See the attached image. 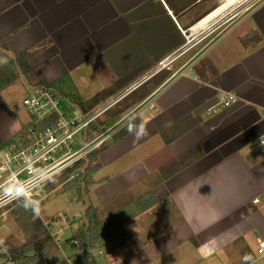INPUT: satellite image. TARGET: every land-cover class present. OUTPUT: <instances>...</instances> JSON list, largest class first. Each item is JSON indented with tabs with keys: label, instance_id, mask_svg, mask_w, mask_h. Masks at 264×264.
Listing matches in <instances>:
<instances>
[{
	"label": "crops",
	"instance_id": "crops-1",
	"mask_svg": "<svg viewBox=\"0 0 264 264\" xmlns=\"http://www.w3.org/2000/svg\"><path fill=\"white\" fill-rule=\"evenodd\" d=\"M11 2L13 5L0 13V68L15 56L14 0ZM11 85L0 91V146L17 143V111L9 95L16 89Z\"/></svg>",
	"mask_w": 264,
	"mask_h": 264
},
{
	"label": "clouds",
	"instance_id": "clouds-1",
	"mask_svg": "<svg viewBox=\"0 0 264 264\" xmlns=\"http://www.w3.org/2000/svg\"><path fill=\"white\" fill-rule=\"evenodd\" d=\"M147 123L148 121L142 118L141 113L131 110L122 120L121 126L139 140L148 134ZM47 179H51V177ZM30 192L31 189L27 188L23 182L20 184L6 183L5 185H0V206L13 200L22 201V206L25 209H30L36 215H39L38 202L31 198Z\"/></svg>",
	"mask_w": 264,
	"mask_h": 264
},
{
	"label": "built area",
	"instance_id": "built-area-1",
	"mask_svg": "<svg viewBox=\"0 0 264 264\" xmlns=\"http://www.w3.org/2000/svg\"><path fill=\"white\" fill-rule=\"evenodd\" d=\"M18 184L17 143L0 146V185ZM19 207V201L13 200L0 206V222H7L9 213Z\"/></svg>",
	"mask_w": 264,
	"mask_h": 264
},
{
	"label": "rangeland",
	"instance_id": "rangeland-1",
	"mask_svg": "<svg viewBox=\"0 0 264 264\" xmlns=\"http://www.w3.org/2000/svg\"><path fill=\"white\" fill-rule=\"evenodd\" d=\"M12 85L11 88L13 90L16 89V84ZM6 94L7 92L5 93V96ZM9 95L12 97V105H14V108L16 109V91H9ZM9 248H20L18 207H16L9 213L7 222H0V264H17L8 259L6 253Z\"/></svg>",
	"mask_w": 264,
	"mask_h": 264
},
{
	"label": "trees",
	"instance_id": "trees-1",
	"mask_svg": "<svg viewBox=\"0 0 264 264\" xmlns=\"http://www.w3.org/2000/svg\"><path fill=\"white\" fill-rule=\"evenodd\" d=\"M11 0H0V13L11 7ZM16 82L15 56L4 67L0 68V91ZM19 209V207H18ZM6 255L12 262L20 264V248H9ZM5 255V256H6ZM6 256V257H7Z\"/></svg>",
	"mask_w": 264,
	"mask_h": 264
}]
</instances>
